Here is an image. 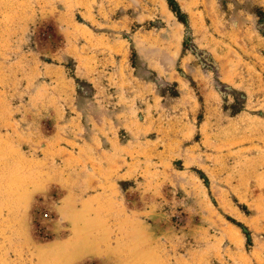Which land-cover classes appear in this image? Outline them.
<instances>
[{"label":"rangeland","instance_id":"obj_1","mask_svg":"<svg viewBox=\"0 0 264 264\" xmlns=\"http://www.w3.org/2000/svg\"><path fill=\"white\" fill-rule=\"evenodd\" d=\"M177 1L0 0V264H264V0Z\"/></svg>","mask_w":264,"mask_h":264},{"label":"trees","instance_id":"obj_2","mask_svg":"<svg viewBox=\"0 0 264 264\" xmlns=\"http://www.w3.org/2000/svg\"><path fill=\"white\" fill-rule=\"evenodd\" d=\"M169 9L174 13L177 19L184 24L186 27L189 26L188 14L183 10L180 3L177 0H166ZM188 39H185L184 43H186ZM186 45V44H185Z\"/></svg>","mask_w":264,"mask_h":264}]
</instances>
